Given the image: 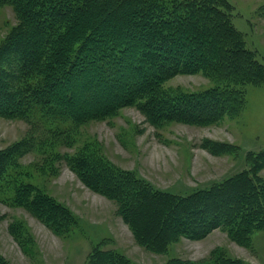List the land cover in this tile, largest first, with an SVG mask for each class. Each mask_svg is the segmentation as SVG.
<instances>
[{
	"label": "trees",
	"instance_id": "1",
	"mask_svg": "<svg viewBox=\"0 0 264 264\" xmlns=\"http://www.w3.org/2000/svg\"><path fill=\"white\" fill-rule=\"evenodd\" d=\"M1 4L13 8L19 25L0 46V117L78 123L135 106L154 125H209L245 102L247 86L264 81V64L246 47L228 0ZM190 74H203L213 86L186 94L164 92L168 80ZM81 83L80 103L75 88ZM20 150L0 151V199L26 209L57 235L69 233L77 222L73 213L12 168ZM85 158L77 156L70 165L87 167ZM261 171L264 151L254 156L249 170L183 196L103 164L81 175L92 190L118 203L139 244L163 253L184 236L202 239L222 229L244 243L253 229H263ZM91 258L90 264H133L116 250L96 249ZM239 263L228 257L222 261Z\"/></svg>",
	"mask_w": 264,
	"mask_h": 264
},
{
	"label": "rangeland",
	"instance_id": "2",
	"mask_svg": "<svg viewBox=\"0 0 264 264\" xmlns=\"http://www.w3.org/2000/svg\"><path fill=\"white\" fill-rule=\"evenodd\" d=\"M228 1L246 47L264 64V0ZM18 25L13 8L1 4L0 46ZM83 84L75 88L80 103ZM212 86L203 74L177 75L165 83L164 92L186 94ZM244 90L245 102L209 125H154L135 106L78 123L0 117V151L21 146L12 168L77 220L69 233L57 235L26 209L0 199V262L90 264L93 252L101 248L116 250L133 264H222L225 257L239 264H264V228L253 229L244 243L216 229L205 238L184 236L166 252H152L139 244L120 216L118 203L92 190L81 175L103 164L134 172L154 188L180 196L238 176L264 151V81ZM77 156L87 158V167L70 165ZM258 177L264 180V171Z\"/></svg>",
	"mask_w": 264,
	"mask_h": 264
}]
</instances>
